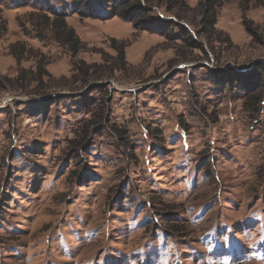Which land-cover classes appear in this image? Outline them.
I'll return each instance as SVG.
<instances>
[{"label":"rangeland","instance_id":"obj_1","mask_svg":"<svg viewBox=\"0 0 264 264\" xmlns=\"http://www.w3.org/2000/svg\"><path fill=\"white\" fill-rule=\"evenodd\" d=\"M123 1L0 0V264H264V0Z\"/></svg>","mask_w":264,"mask_h":264},{"label":"trees","instance_id":"obj_2","mask_svg":"<svg viewBox=\"0 0 264 264\" xmlns=\"http://www.w3.org/2000/svg\"><path fill=\"white\" fill-rule=\"evenodd\" d=\"M128 2H130V0H125V1H123V3L121 5L125 6V5H127ZM212 2H213V0H205L204 2L199 3V8L203 7V9H202V21H201L203 27H207L208 26V27L211 28L215 24L216 13L214 12L213 3ZM125 8H127L129 10V12H130V14H132V16L134 14L136 15L138 13H143L144 14V12H145V9H143L137 3L133 4L130 7H125ZM44 15H46V14H44ZM54 17H57V16L54 15ZM120 17H123V16L120 15ZM124 18L126 19V21H131V17H129V16L124 17ZM141 19L139 20L140 23L142 21ZM148 21H149L148 19L144 20L145 23H148ZM137 25H140V24H137ZM4 31H5V22H4V20L2 19L1 15H0V36H1L2 33H4ZM253 78L250 77V78H244V80H242V79L238 80V83H239V86L241 87V89H243V90L244 89H249V84H251L253 82ZM4 80L5 79L0 78V86H1L2 81H4ZM243 82H244V84H243ZM228 83H230L229 80H228ZM251 97H255V96L251 95ZM257 103L258 102H256V104Z\"/></svg>","mask_w":264,"mask_h":264}]
</instances>
